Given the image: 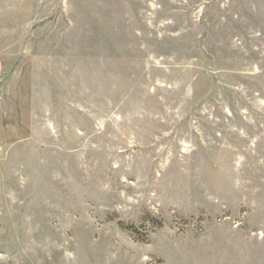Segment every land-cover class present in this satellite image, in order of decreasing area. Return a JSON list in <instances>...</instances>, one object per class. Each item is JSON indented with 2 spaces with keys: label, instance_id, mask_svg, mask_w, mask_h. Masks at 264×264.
<instances>
[{
  "label": "rangeland",
  "instance_id": "374dc122",
  "mask_svg": "<svg viewBox=\"0 0 264 264\" xmlns=\"http://www.w3.org/2000/svg\"><path fill=\"white\" fill-rule=\"evenodd\" d=\"M0 264H264V0H0Z\"/></svg>",
  "mask_w": 264,
  "mask_h": 264
},
{
  "label": "trees",
  "instance_id": "16d2710c",
  "mask_svg": "<svg viewBox=\"0 0 264 264\" xmlns=\"http://www.w3.org/2000/svg\"><path fill=\"white\" fill-rule=\"evenodd\" d=\"M153 220H154V219H153ZM157 224H158L159 227H162V226H163L162 222H158ZM120 227H121L122 229H124V230H132V229L135 228V227H133V226H131V227H129V228H125L124 225H123L122 223H120Z\"/></svg>",
  "mask_w": 264,
  "mask_h": 264
}]
</instances>
